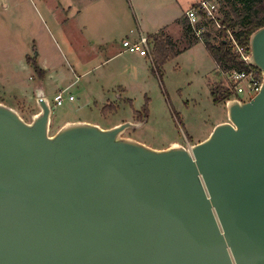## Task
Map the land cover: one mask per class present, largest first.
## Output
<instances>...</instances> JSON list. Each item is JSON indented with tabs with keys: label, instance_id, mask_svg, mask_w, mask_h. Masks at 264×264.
<instances>
[{
	"label": "water",
	"instance_id": "95a60500",
	"mask_svg": "<svg viewBox=\"0 0 264 264\" xmlns=\"http://www.w3.org/2000/svg\"><path fill=\"white\" fill-rule=\"evenodd\" d=\"M248 45L259 92L189 147L0 103V264H264V27Z\"/></svg>",
	"mask_w": 264,
	"mask_h": 264
},
{
	"label": "rangeland",
	"instance_id": "374dc122",
	"mask_svg": "<svg viewBox=\"0 0 264 264\" xmlns=\"http://www.w3.org/2000/svg\"><path fill=\"white\" fill-rule=\"evenodd\" d=\"M174 1L177 4L167 7L169 2ZM195 1L0 0V102L11 108H19L20 116L27 123L37 113L35 104L18 106L14 100L25 86L38 82L33 69L24 67V56L28 55V59L36 62L38 58L41 65L43 62L59 74L65 73L64 83L72 81L73 68L76 76L81 78L71 89L66 90L67 93L63 95L64 104L53 112L50 135L57 130V120L68 119L89 121L103 129L124 122L139 124L135 130H126L122 136L156 150L164 149L171 143L189 147L202 142L225 119L224 106L214 104L211 91L216 86L228 87L229 80L228 73H221L208 55L201 42V34L195 35L199 38V41H195L192 35L184 36V29L178 35L176 26H170V34H174L175 52L178 54L158 67L157 73L147 58L150 65L138 73L134 71L135 64H128L129 69L123 75L127 80L124 99L117 101L116 95L120 94L117 89L109 91L106 95L110 101H116V105L115 110L104 117L101 113L103 105L94 99H97L100 85L108 79V76L102 77L103 73L106 74L105 68L81 77L82 69H87L92 62L82 59L74 51L68 57L70 53L62 49L53 31L54 25L50 24V18L58 21L66 18L69 20L66 28L72 33L74 20H77L80 25L86 24L89 29L95 27L119 42L127 30H136L135 16L151 28L154 19L158 21L164 14L173 16V11H176L175 16L178 17L182 13L183 4ZM201 1L214 6L217 2L198 0L196 4L199 5ZM216 32L217 28H213L210 33L215 35ZM213 42L217 43L218 39H213ZM188 47L192 48L183 50ZM111 78L112 83L120 80L114 74ZM67 95L73 97V102L66 101ZM53 97V94L48 96L52 106ZM238 97L245 102L250 101L244 96ZM126 99L129 101L126 102ZM144 108L147 110L145 119Z\"/></svg>",
	"mask_w": 264,
	"mask_h": 264
},
{
	"label": "crops",
	"instance_id": "0c3cea01",
	"mask_svg": "<svg viewBox=\"0 0 264 264\" xmlns=\"http://www.w3.org/2000/svg\"><path fill=\"white\" fill-rule=\"evenodd\" d=\"M197 1L190 2L188 4H183L182 13L178 17L175 16L176 11H173L175 13L173 16H171L172 14L168 15L165 12L167 15L165 14L162 15L161 18L159 17L160 19L158 21L157 19H154L155 23L151 28L147 26V24H144L143 20H139L140 18L138 19V17L135 16L136 30H130V29L127 30L126 35H124V37H122L119 42L114 39L112 40L110 36H108L106 33H102L98 29H95V27H93V29H89L86 27V24L80 25L77 20L76 21L74 20V32L72 33L68 31L69 29L66 28V26L69 24V20L66 18L60 19L59 21L55 18H50V24L54 25L53 31L55 35L57 36L62 49H64L66 53H70V54H67V56L71 55L74 51V54L77 53L82 59H87L90 61V63L92 62L90 66L89 65L87 66V69H82L83 74L81 75V77L85 76L91 71L100 70L102 68H105L106 74L103 73L102 77L108 76V79H105L104 83H102V85H100V87L98 88L99 91L97 93V99H94V98L93 99L95 100V102L97 101L101 102V104L103 105L101 109V113L104 117H108L110 112L107 115H104L103 110L105 108L106 109L112 108L111 112H113L115 110L116 101H110V99L107 97L106 94L109 93V91H113L117 89V93H120L116 95L117 101L120 102L122 101V99H124L123 95H124V92L126 91V88L124 89V86L127 83V80L123 78V75L129 69L128 64L130 63L135 64L134 71L137 73L143 69L148 68V65L151 64L150 61H149L150 62L149 64L146 58L140 57L137 54H129L127 51H125V49L122 48V42L124 40L134 42L136 41L139 35L145 36L149 40L150 37H153L155 35H159L162 33L165 36L169 37L174 43L175 42L173 40L174 34L172 35L170 34V30H171V29L169 30L170 26H176L178 30L177 34L179 35L181 30L183 29L182 24H180L179 22L184 18L185 13L189 9H191L192 6L197 3ZM172 4L173 5L177 4V2L176 1L169 2L167 7H172L171 6ZM178 6L179 4L177 5V7ZM78 12L79 11H77V14ZM50 31L52 32L51 28H50ZM90 31H91V34L89 35ZM191 48L192 47H188V48H184L183 50L185 51ZM28 57H29L28 55L24 56V67L26 69L30 68L27 65ZM112 62H114L113 63L114 65L109 67ZM36 64L41 69V71L44 73L43 79L38 80V82H35V83L32 82V84H28L27 86L24 87V89H21V92L18 95V97H14L15 103L18 106H25V107L33 106L35 104L37 96H43L44 98L48 100V96L50 94H53L55 96L57 93L61 91L71 89L72 86L78 82V79H81L80 76H76L77 75L76 71H73L74 68L73 69L71 68L72 69L71 72H73L72 81L64 83V80H66L65 73H63L64 75L59 74L58 71H56L54 68H49L48 65L43 62L41 65L39 63L38 58H36ZM62 72L63 71H61L60 73ZM112 74L118 76L120 80L118 82L112 83L111 82ZM126 100H127L126 102L129 101L128 99ZM222 105L224 106V104ZM12 109L16 110L20 114L19 108H12ZM224 109H225V106H224ZM224 114H225V119L223 122L226 121V110ZM52 117H53V114H52ZM57 122L58 123H55L56 129L60 128L66 122H85V123L94 124L92 122L85 121V120H73L72 121L68 119L57 120ZM51 124L53 125L52 118H51ZM113 126L115 125L112 124L108 128H111Z\"/></svg>",
	"mask_w": 264,
	"mask_h": 264
},
{
	"label": "trees",
	"instance_id": "16d2710c",
	"mask_svg": "<svg viewBox=\"0 0 264 264\" xmlns=\"http://www.w3.org/2000/svg\"><path fill=\"white\" fill-rule=\"evenodd\" d=\"M198 7L199 5L195 4L191 9H197ZM215 9L213 17H208L203 10H200L198 13L200 19L194 28L189 25L184 17L179 22L184 29V36L185 34L187 36L192 35L195 41H199V38L195 35L196 32L200 31V39L202 40L200 41L221 73L242 71L244 65L231 48L230 36L239 46L249 47L250 35L264 27V0H217ZM213 28H217L215 35L210 33ZM215 38L218 39L217 43L213 42ZM149 42L153 58L151 65L157 73L158 67L164 65L178 53L175 52V45L172 40L162 33L150 37ZM192 44L189 43V45ZM27 65L33 69L38 80L43 79L44 73L33 59H28ZM257 72L260 74L259 71ZM232 94L230 87L216 86L211 91L214 104H224L225 101L234 98ZM109 109L112 108H105L103 114L107 115L111 112ZM144 113L143 119L147 117L145 108Z\"/></svg>",
	"mask_w": 264,
	"mask_h": 264
},
{
	"label": "built area",
	"instance_id": "2783aa9c",
	"mask_svg": "<svg viewBox=\"0 0 264 264\" xmlns=\"http://www.w3.org/2000/svg\"><path fill=\"white\" fill-rule=\"evenodd\" d=\"M200 10H203L208 17H213L216 11L215 6L209 5V3L206 1L201 2L197 9L188 10L185 13L184 17L192 28H194L199 22L200 18L198 13ZM196 35H200V31L196 32ZM230 43L233 52L243 63L244 70L228 72V87H230V90L234 94V98L245 102L238 96H244L251 100L260 90L262 81L261 74H259L255 69H253V67L248 64V59L250 57L249 47L239 46L231 36ZM122 48L125 49V51H127L129 54H137L140 57L147 58L152 63L153 58L150 51L149 40L145 36L139 35L134 42L124 40L122 42ZM66 93L67 91L65 90L57 93L54 96L53 102L55 109L61 107L64 104L65 99L63 98V95H65ZM66 100L72 102L73 97L68 96Z\"/></svg>",
	"mask_w": 264,
	"mask_h": 264
}]
</instances>
